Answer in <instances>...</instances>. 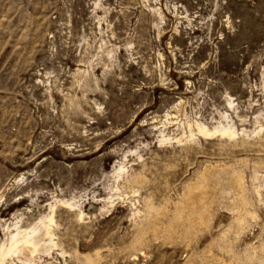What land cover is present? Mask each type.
<instances>
[{
    "label": "rangeland",
    "instance_id": "1",
    "mask_svg": "<svg viewBox=\"0 0 264 264\" xmlns=\"http://www.w3.org/2000/svg\"><path fill=\"white\" fill-rule=\"evenodd\" d=\"M57 202L7 264H264V0H0V236Z\"/></svg>",
    "mask_w": 264,
    "mask_h": 264
},
{
    "label": "bare ground",
    "instance_id": "2",
    "mask_svg": "<svg viewBox=\"0 0 264 264\" xmlns=\"http://www.w3.org/2000/svg\"><path fill=\"white\" fill-rule=\"evenodd\" d=\"M218 128L219 129H217L215 131H213V130L211 131L209 128H207V126L204 127L200 124H197V130L200 133L204 134L205 136L210 135V134H214V133H220L222 136H227V137L233 139L238 135L233 124L232 125H226L225 124V126L221 125V127L219 126ZM232 169H235V168L232 167ZM209 172H210V169L205 170V172L203 173L204 178L208 177ZM114 173L117 175V177H121L122 176V168L116 169L114 171ZM239 177H241V175ZM241 178H243V177H241ZM236 182L238 185H243V184H241V182L239 180ZM244 184H245V182H244ZM239 187L241 188V186H239ZM243 187H245V186H243ZM191 192L194 194L202 195L203 200L205 202H207V199L209 196L207 195V192L202 188L201 185L197 184V185H194L193 187H191ZM232 194L235 195L236 192L232 193ZM238 194H236V195H238ZM234 199L236 200L235 196H234L233 200ZM240 199H238V201ZM58 202L64 203L63 200H60ZM58 202L52 206V213L48 217L44 216L41 212H39L38 214H35V215H26L24 212L21 211L22 212L21 213L19 211L20 217L17 221L15 220L16 222H14L13 228L12 229L10 227L8 228V231H7L8 233L6 234L5 238L0 236V264H3V263L7 264L6 261L8 260L9 257H13V256L26 257V256H24L25 253L27 255L29 253L31 255V258H32V256H36L37 253H40V252H42V253L48 252L49 253L50 252L51 247H54L53 245H56V241L54 242L55 239L53 240V237H54L53 225L55 224L54 214H55L56 206L59 205ZM243 202H244V200H243ZM246 202H247V199H246ZM232 203L233 202H231V204ZM236 206H238V204H236ZM239 208H240V206H239ZM238 210H240V209H238ZM244 210H246V208ZM82 214H83V210H80V215L82 216ZM241 218L243 219L244 217H241ZM11 224H12V222H11ZM3 226H4V224H3ZM6 227H7V225H6ZM238 228L240 229V226ZM3 230H4V228H3ZM4 232H5V230H4ZM49 245H50V247H49ZM262 253H263V251H262ZM29 256H27L26 258L29 259L28 258ZM15 259H17V258H15ZM8 264H10V263H8ZM33 264H35V261L33 262ZM223 264H225V263H223Z\"/></svg>",
    "mask_w": 264,
    "mask_h": 264
}]
</instances>
